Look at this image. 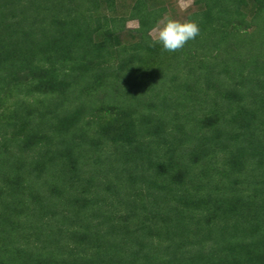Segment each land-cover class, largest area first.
<instances>
[{"label": "trees", "instance_id": "trees-1", "mask_svg": "<svg viewBox=\"0 0 264 264\" xmlns=\"http://www.w3.org/2000/svg\"><path fill=\"white\" fill-rule=\"evenodd\" d=\"M118 2L0 0V264H264V0Z\"/></svg>", "mask_w": 264, "mask_h": 264}, {"label": "clouds", "instance_id": "clouds-1", "mask_svg": "<svg viewBox=\"0 0 264 264\" xmlns=\"http://www.w3.org/2000/svg\"><path fill=\"white\" fill-rule=\"evenodd\" d=\"M194 0H179V7L182 11H187L192 6ZM129 26L139 28L137 21H130ZM154 42L162 46L163 51L172 53L178 52L189 42L200 35L199 24L195 21L180 22L165 17L152 28Z\"/></svg>", "mask_w": 264, "mask_h": 264}, {"label": "rangeland", "instance_id": "rangeland-1", "mask_svg": "<svg viewBox=\"0 0 264 264\" xmlns=\"http://www.w3.org/2000/svg\"><path fill=\"white\" fill-rule=\"evenodd\" d=\"M160 2H162L164 4V6L166 7V13L164 14V18H171L174 20H178L180 22H186L187 21V15L190 14L194 9V5L192 4V6L190 8L187 9V11H182L181 8L179 7V0H158ZM121 3H123L124 6L120 5ZM132 0H119L118 2V12L120 13H125L127 11L126 8L129 7V5H131ZM131 21H135V20H131ZM129 22H127V29L128 30H134L136 28L130 27L129 26ZM128 30L124 33V38H126L129 41H133L134 38H132V34H134L133 32H128ZM150 35L152 37V32H150ZM153 38V37H152Z\"/></svg>", "mask_w": 264, "mask_h": 264}]
</instances>
